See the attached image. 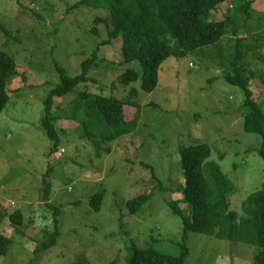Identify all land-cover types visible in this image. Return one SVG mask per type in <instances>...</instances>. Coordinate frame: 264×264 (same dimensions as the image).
<instances>
[{"label":"rangeland","instance_id":"rangeland-1","mask_svg":"<svg viewBox=\"0 0 264 264\" xmlns=\"http://www.w3.org/2000/svg\"><path fill=\"white\" fill-rule=\"evenodd\" d=\"M80 1L0 0V50L15 59L18 71L0 112V230L11 240L0 264H128L130 243L139 250L179 255L182 223L167 203L178 201V207L190 215L181 194L184 179L178 150L183 146L208 145L206 163H216L234 185L229 204L238 220L244 217L242 203L264 184V161L256 150L260 137L243 128L249 112L242 106L243 92L224 79L234 56L227 38L164 60L151 93L142 91L139 81L128 86L118 82L127 68L141 72L136 63L123 64L120 39L100 47L88 72L90 80L54 102L52 111L59 119L53 125L60 143L59 151L50 155L52 142L41 119L44 100L59 81L55 62L69 76L78 75L84 59L107 38L104 24L93 23L96 17L109 15L105 1L78 5ZM246 1L259 12L250 13L249 26L262 23L253 32V50L245 52L244 62L256 74L250 90L264 113V19L260 18L264 0ZM243 20L239 14L236 24L242 26ZM94 26L99 35L93 34ZM251 32L246 30L247 36ZM243 33L241 28L238 34ZM132 88L138 92L131 101L141 111L132 134L110 142L106 127L96 122L97 110L92 109V122L83 111L71 112L84 103L78 101L79 92L125 100ZM133 109L137 110L124 106L125 119L131 120ZM85 131L100 139L101 151L109 148V154L103 151L97 156L83 137ZM143 164L153 169L158 180ZM49 167L51 194L44 202L41 194ZM98 193L103 199L95 211L90 201ZM141 194L151 198L130 214L127 202ZM50 206L59 207L60 213L54 214ZM17 210L22 211V225L10 221L9 215ZM54 218L59 235L51 247L40 250L51 241ZM184 242L185 264H253L252 245L192 231L186 232Z\"/></svg>","mask_w":264,"mask_h":264},{"label":"trees","instance_id":"trees-1","mask_svg":"<svg viewBox=\"0 0 264 264\" xmlns=\"http://www.w3.org/2000/svg\"><path fill=\"white\" fill-rule=\"evenodd\" d=\"M90 0H81L78 5L88 3ZM108 10L106 18H98L94 25L104 24L107 38L98 43L91 56L81 63V73L69 76L65 69L55 62V70L59 81L49 91L44 100V109L41 119L43 131L52 142L50 155L59 151L60 139L53 122L59 117L52 111L54 102L65 96L80 83L90 80L88 72L97 59V54L102 46H111L112 41L120 39L123 64L136 63L141 72L134 68H127L118 77V82L124 86L139 81L142 91L151 93L158 83V70L161 63L167 58L184 56L188 52L203 47L217 44L223 38L229 40L228 44L234 48V56L229 67V73L224 79L232 86L239 87L243 92L244 108L249 112L244 117V131L256 134L260 137V143L256 148L258 155L264 161V113L250 90V82L256 76L249 72V63L244 62L245 52L248 55L253 50L250 40L255 37L258 27L249 26L250 13L256 12L251 8V2L246 0H103ZM225 4L226 10L221 6ZM96 6V5H94ZM233 6V8H231ZM98 7V6H97ZM234 9V10H232ZM34 13V11H32ZM259 13V12H256ZM242 14L244 20L242 26L236 24V18ZM264 19V15L260 16ZM246 24V25H245ZM248 24V25H247ZM240 27V28H239ZM242 28L244 33L239 36ZM254 29V31H253ZM246 30L251 34L247 36ZM92 32L99 35L96 27ZM253 33V34H252ZM247 37H244V36ZM226 64L223 67L226 68ZM18 76L15 59L0 50V112L9 101L8 86ZM13 92V91H12ZM137 89L132 88L127 99L91 95L84 91L79 92V100L84 103H76L77 107L71 109L74 115L83 111L93 120L92 109L98 111L96 122L106 127L105 136L108 141H114L121 136L132 134L137 128L141 115L138 104L131 100L137 95ZM132 105L133 116L131 120L125 119L124 106ZM129 114V113H128ZM73 115V116H74ZM130 115V114H129ZM71 120V119H68ZM86 137L95 147L96 155L107 152L109 148L101 151V140L95 139L89 132H84ZM58 150V151H57ZM179 164L184 179L182 186V203L190 208L187 216L178 207V201L168 202V206L174 216L180 218L183 228V243L177 256L162 254L152 248L139 250L134 243H130L132 255L128 264H185L188 248L184 242L187 231H192L207 236H213L219 240L237 242L255 247L253 264H264V184L261 190L250 194L242 203L244 217L238 220L237 213L230 209L229 196L234 190L233 183L222 173L216 163H206L210 156L207 144L189 145L180 147ZM155 173L147 164H143ZM49 167L46 180L42 188V201L48 202L51 194ZM156 180L157 177L155 178ZM158 186L161 183L158 181ZM160 190H165L162 187ZM151 198V195L141 194L127 202L130 214H136ZM103 195L98 193L92 197L90 205L98 211L102 203ZM54 214H59V207L50 206ZM11 223L22 225L23 214L17 210L9 215ZM121 221V220H120ZM54 231L49 234L50 242H45L43 249L47 250L53 245L58 233V221L53 219ZM11 240L5 237L0 230V256L8 252ZM37 254V253H36ZM111 264H115L112 262Z\"/></svg>","mask_w":264,"mask_h":264}]
</instances>
